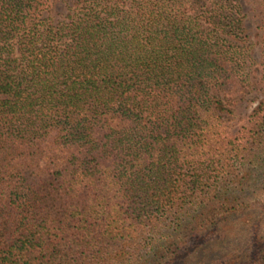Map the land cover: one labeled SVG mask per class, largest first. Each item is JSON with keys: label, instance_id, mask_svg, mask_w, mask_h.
I'll return each instance as SVG.
<instances>
[{"label": "trees", "instance_id": "1", "mask_svg": "<svg viewBox=\"0 0 264 264\" xmlns=\"http://www.w3.org/2000/svg\"><path fill=\"white\" fill-rule=\"evenodd\" d=\"M69 1L0 0V264H264V0Z\"/></svg>", "mask_w": 264, "mask_h": 264}, {"label": "rangeland", "instance_id": "2", "mask_svg": "<svg viewBox=\"0 0 264 264\" xmlns=\"http://www.w3.org/2000/svg\"><path fill=\"white\" fill-rule=\"evenodd\" d=\"M260 3L261 0H241L242 10L245 15L243 27L246 44L250 46L251 56L256 60L259 58V37L262 34V29L260 28ZM69 5V0H50L42 12L43 16L49 17L56 24L64 19ZM260 99H264V94L255 90L237 97V101L232 106V120L229 125L230 134L236 133L255 102Z\"/></svg>", "mask_w": 264, "mask_h": 264}]
</instances>
